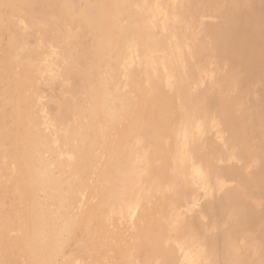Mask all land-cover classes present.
I'll use <instances>...</instances> for the list:
<instances>
[{
  "label": "rangeland",
  "instance_id": "374dc122",
  "mask_svg": "<svg viewBox=\"0 0 264 264\" xmlns=\"http://www.w3.org/2000/svg\"><path fill=\"white\" fill-rule=\"evenodd\" d=\"M4 8L0 31L16 37L5 76L22 95L17 115L0 96V219L10 218L16 177L33 204L1 233L19 259L11 264H264V80L238 82L229 51L219 57L227 13L249 16L264 0H112L113 47L94 76L85 70L94 56L77 59L93 41L75 40L78 23L55 25L42 0H23L20 17ZM141 19L151 27L143 43ZM193 21L218 30L212 60ZM183 86L200 95L186 100ZM92 214L83 238L77 227Z\"/></svg>",
  "mask_w": 264,
  "mask_h": 264
},
{
  "label": "bare ground",
  "instance_id": "6f19581e",
  "mask_svg": "<svg viewBox=\"0 0 264 264\" xmlns=\"http://www.w3.org/2000/svg\"><path fill=\"white\" fill-rule=\"evenodd\" d=\"M56 1H58L62 5V12L60 15H57L55 12V9H54V3ZM232 1L239 2L242 5L243 4L248 5V4H253V3L257 2L258 0H232ZM7 2H8V5L5 6L4 2H2L0 0V17H1V12H2L4 7L8 8L12 14L22 16L20 9H21V5L23 3V0H7ZM77 3L78 4L82 3V6L79 8V5H77ZM222 3L223 2L218 3L217 4L218 7H216V8H221ZM42 4L44 6V9H45L47 16L51 19V22H53L55 25L58 23H61L60 26H63V28L66 29L67 28L66 27L67 22L70 25V22L74 21L81 26V30H83V31H81L79 33V35L77 37H75L76 41H78V42L83 41L84 42V40H86V36H87L86 34H90L92 36V40H93L92 45L88 48H83L82 50H80L78 52L77 59H78V61H80L82 63V65H84L85 60L88 57V54L93 55L94 60H95L94 64L92 66H86L85 70L88 72L87 75L94 76L93 74L96 73L95 71L97 70L96 67L100 65V63L104 60L105 55L108 52H110V50L113 47L110 43L111 37H112L111 28H113V21H114L113 12H112V10H113L112 0H42ZM156 7H157V5H156ZM206 8L207 7H203L202 10L198 9V11L194 10L192 13L198 14V13L204 12V10ZM228 11H229V9H228ZM241 11H245V10L241 9ZM263 11H264V8H260L257 10V13L250 14L249 16H245V15L240 14L241 16L240 15L239 16L241 17L240 18L241 20L231 17V16H234L236 14L229 13L230 11L227 13L228 16L230 15V19L228 20L229 21L228 26L226 27V29L223 32L224 39H223V42L221 43V48H220L222 50L220 52L218 51L220 54L219 57L225 56L227 54V52L229 51L228 53L231 56V58H230L231 64L229 65L230 66V68H229L230 72L229 73L231 74L233 71L232 69L239 67L243 71L244 75L240 78V80H238V82H241L243 84H247L249 82H252L254 84L259 85V84L263 83V80H264L263 76H260L256 73L257 64H258L257 59L259 60L260 58H264V45L262 44L260 50H258V49L256 50V48H258L260 46V43L263 40V37H262V35L264 34V12ZM223 13H224V11H223ZM135 24H136L137 31H138V35H137L138 41L143 43L148 39V35L150 34V31H151V30L149 31L148 28H151V27H146V24L144 23V20H142V19L135 22ZM237 25L240 26V28H238V30L236 29L237 34L234 36H230L231 32L233 31V28H235ZM191 27H189L188 30L192 33V35L194 33L197 35L199 32H202V34H205L206 39L204 38V43L200 47V51L204 50L205 52H207V55L212 60V57H214L216 54H218V52H216V54H215L214 51L211 50L212 49V43H213V40L215 38L214 33L217 34L218 30L212 24H203V26H202L200 23H195L194 21H193V24L191 25ZM206 27L208 29H206ZM115 28H116V26H115ZM2 32H3V30H2ZM0 34H2L1 31H0ZM2 35H3L5 40L4 41L0 40V42H1L0 43V56L3 57L2 61H4L3 62L4 68L0 64V96L3 99V101L5 102L4 105L9 106V108H10V111L8 114L14 115L17 113V111L19 109L20 96L22 95V87L20 86L21 84L12 85L11 83H9L10 81L8 82V80H7L8 78L6 79V76H5V68L7 66H10L8 64L14 59L13 49H14L16 37H14L12 35V37L10 36L8 38L6 32H4ZM2 35H0V37H2ZM67 35H69V34H67ZM140 47H143V46H140ZM151 47H152V44H151ZM0 61H1V59H0ZM73 64H74V62H73ZM76 67L79 68L80 66L79 67L76 66ZM82 72H81V74H82ZM83 74H84V72H83ZM81 76H79V77H81ZM195 77H197V74ZM227 81L229 82L231 80H227ZM227 85L230 86L231 82L227 83ZM262 92L259 94L260 96L263 95ZM180 93H181L180 95L184 96V98L186 100H189L190 96H199L200 95V93L193 92V90H191L189 86L181 87ZM152 95H154V94H152ZM226 96H229V95H226ZM201 99H202V97H201ZM145 101H147V100H145ZM149 103H150V101L148 103L146 102L145 104L142 105V107L140 108V110L138 112L139 117L148 114L150 107H151V105ZM220 103H223V101H220ZM220 103H219V105H223ZM232 119H234V118H232ZM133 132L134 131H133L132 124H130L129 125V132H128L127 136L125 137V139L122 140V142H124L125 144L128 143V141H130V139L133 138V136H134ZM122 152H123L122 150H118V155L120 156V158H118V162H122L123 164H125L122 160V157H121ZM148 179H150V178H148ZM9 193L12 197V206H11L10 212L8 213L10 218L5 219V220L0 219V240H1L0 241V248L4 250L3 259L0 262V264H9L11 261H13L12 259H14V258L19 260L13 253L8 251V249H7L8 245H7V243H5L3 234H1V233L8 226H15L16 224H18L19 221L24 220L26 218V216L28 215L29 211L32 210V208H33L32 207L33 204H31L32 206L30 207L29 206L30 202L27 203L28 197L25 195V189L22 186L20 179H17V177H16L14 189H12V191H10ZM1 212H3V210ZM96 213H97V211H96ZM92 221H95L94 214L89 215L83 221L79 222L80 224L77 227V233L80 235H83V238H87L89 236L88 224ZM34 222L36 223L35 220H34ZM32 223H33V220L31 221L30 224H32ZM35 223H34V225H35ZM33 227H35V226H33ZM145 230H146L145 231L146 234H148V233L153 234V233H151L152 229L147 227ZM24 233H25V230H24ZM86 234L88 235L87 237H86ZM94 237L96 238L95 235H94ZM157 237H159V236H157ZM20 240H21V238H20ZM156 241H158V240H156ZM28 248L31 249L30 247H28ZM29 256L31 258V255H29ZM29 260L32 261V259H29Z\"/></svg>",
  "mask_w": 264,
  "mask_h": 264
}]
</instances>
